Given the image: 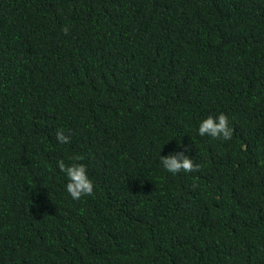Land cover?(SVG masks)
I'll return each instance as SVG.
<instances>
[{"label":"trees","instance_id":"obj_1","mask_svg":"<svg viewBox=\"0 0 264 264\" xmlns=\"http://www.w3.org/2000/svg\"><path fill=\"white\" fill-rule=\"evenodd\" d=\"M0 264H264V0H0Z\"/></svg>","mask_w":264,"mask_h":264},{"label":"clouds","instance_id":"obj_2","mask_svg":"<svg viewBox=\"0 0 264 264\" xmlns=\"http://www.w3.org/2000/svg\"><path fill=\"white\" fill-rule=\"evenodd\" d=\"M62 31L68 34L69 27H63ZM234 129L229 126L228 116L220 113L217 117L209 115L203 119L198 128V134L201 137L210 136L219 140H230L232 138ZM56 139L60 144H67L70 142V136L65 135L63 129L56 131ZM75 160H82V156L74 157ZM58 168L65 173L68 183L66 184V191L70 194L73 200H80L82 196L92 195L94 192L93 182L89 179L87 169L84 164L73 163L66 165L61 159L58 162ZM161 163L168 172L177 174L180 172H194L200 170V165L195 164L193 160L185 154V151H179L176 154H169L161 156Z\"/></svg>","mask_w":264,"mask_h":264}]
</instances>
